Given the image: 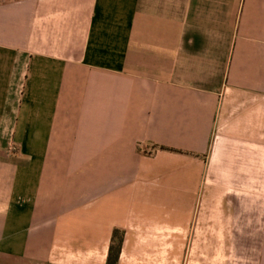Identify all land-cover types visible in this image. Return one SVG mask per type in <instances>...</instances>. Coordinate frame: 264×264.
<instances>
[{"label": "crops", "instance_id": "crops-1", "mask_svg": "<svg viewBox=\"0 0 264 264\" xmlns=\"http://www.w3.org/2000/svg\"><path fill=\"white\" fill-rule=\"evenodd\" d=\"M114 229L118 264H264V0H0V258Z\"/></svg>", "mask_w": 264, "mask_h": 264}, {"label": "trees", "instance_id": "trees-1", "mask_svg": "<svg viewBox=\"0 0 264 264\" xmlns=\"http://www.w3.org/2000/svg\"><path fill=\"white\" fill-rule=\"evenodd\" d=\"M124 233L119 229H114L112 241L109 246L106 264H118L123 246Z\"/></svg>", "mask_w": 264, "mask_h": 264}, {"label": "rangeland", "instance_id": "rangeland-1", "mask_svg": "<svg viewBox=\"0 0 264 264\" xmlns=\"http://www.w3.org/2000/svg\"><path fill=\"white\" fill-rule=\"evenodd\" d=\"M14 147H16L15 144H12L11 148H12L13 152H15ZM210 250H211V249H209V251H210ZM212 250H214V251L216 252V250H219V249H212ZM225 250L230 251L231 249H225ZM225 255H226V254H225ZM214 256H215V255H214ZM214 260H215V259H212L211 261H214ZM228 261H229V262L231 261V257H230V255L228 256ZM0 264H9V261L6 260V259H2V258H0Z\"/></svg>", "mask_w": 264, "mask_h": 264}]
</instances>
